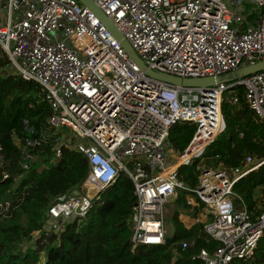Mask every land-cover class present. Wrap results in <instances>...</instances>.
I'll return each instance as SVG.
<instances>
[{
	"label": "built area",
	"instance_id": "2783aa9c",
	"mask_svg": "<svg viewBox=\"0 0 264 264\" xmlns=\"http://www.w3.org/2000/svg\"><path fill=\"white\" fill-rule=\"evenodd\" d=\"M93 1L153 71L183 79L218 77L264 61V0ZM0 13L7 15L0 25V58L14 74L40 87L51 107L47 125L59 135L54 157L60 158L67 145L89 164L82 189L50 207L39 234L46 239L63 233L72 221L84 222L125 174L137 198L128 219L134 248L164 246L167 206L180 190L189 189L179 169L203 157L225 131L224 93L243 87L246 104L264 126V71L208 90L179 89L141 71L79 0H0ZM238 100L235 96L233 103ZM183 123H194L197 130L181 152L170 135ZM21 134L15 143L28 170L50 138L29 118ZM262 165L264 158L249 155L232 173L227 168L202 172L193 191L207 218L199 224L221 244L213 252L200 250L197 258L205 264L255 258L264 238V211H250L234 185ZM4 166L0 145V169ZM181 244L186 250L195 241Z\"/></svg>",
	"mask_w": 264,
	"mask_h": 264
},
{
	"label": "trees",
	"instance_id": "16d2710c",
	"mask_svg": "<svg viewBox=\"0 0 264 264\" xmlns=\"http://www.w3.org/2000/svg\"><path fill=\"white\" fill-rule=\"evenodd\" d=\"M8 60L0 58V145L5 166L0 169V264H205L197 255L201 249L215 251L221 244L203 231L202 225L188 229L180 215L200 207L189 205L190 199L200 202L191 191L198 186L206 168L195 159L179 169L180 179L188 190H180L173 201L175 233L167 236L164 246L134 248L128 219L137 202L133 181L122 174L115 185L107 189L96 202L84 222L67 225L60 235L47 239L42 234L50 207L62 196L81 190L89 174L87 159L73 147H61L60 158L54 157L58 134L47 125L51 107L44 102L40 87L24 81L8 69ZM234 94L224 93L222 113L225 131L208 147L203 157L228 168L243 165L247 156L264 158V126L246 104L243 87ZM235 96L239 97L233 103ZM29 118L38 129L48 132L50 143L31 163L28 170L21 164L15 136L21 137L22 122ZM197 127L183 123L173 127L170 135L176 148L183 152L190 145ZM187 158V155L182 158ZM264 188V165L243 176L234 185L255 215L264 211V199L256 198V190ZM238 206L239 201L236 199ZM201 232V233H200ZM195 241L193 247L182 249V242ZM27 243L35 245L25 248ZM232 264H250L234 261ZM251 264H264V238Z\"/></svg>",
	"mask_w": 264,
	"mask_h": 264
},
{
	"label": "water",
	"instance_id": "95a60500",
	"mask_svg": "<svg viewBox=\"0 0 264 264\" xmlns=\"http://www.w3.org/2000/svg\"><path fill=\"white\" fill-rule=\"evenodd\" d=\"M85 7L92 10L102 21L103 24L109 29L113 36L121 42L122 47L129 55V57L139 66L141 71L151 78L168 83L179 89L185 88H202L208 90L221 84L236 83L245 79L255 73L264 71V61L243 66L236 71L218 77L206 78H189L183 79L173 75H168L161 72H156L149 69L146 64L139 58L137 53L131 47L130 43L124 38L123 34L119 31L115 23L98 7L93 0H79Z\"/></svg>",
	"mask_w": 264,
	"mask_h": 264
},
{
	"label": "rangeland",
	"instance_id": "374dc122",
	"mask_svg": "<svg viewBox=\"0 0 264 264\" xmlns=\"http://www.w3.org/2000/svg\"><path fill=\"white\" fill-rule=\"evenodd\" d=\"M6 23H7V15L5 13H0V25L3 26ZM227 94L229 96H231V95L234 94V91L230 90ZM76 141H78V139H76ZM199 160H200V167L201 168H203V167H205L206 169H210L211 168L212 170H218V169L227 168L226 170H229L230 173H232L231 169H233V168H228V167H226L224 165H221V164L217 165V164H215L214 161L212 162V160H208L205 157H201V158H199ZM245 171H246V169L243 170L242 173H244ZM193 188L194 189H191V191L196 190L197 186H195ZM255 195H256L257 199H264V188H258L256 190ZM173 204H174V202L170 203L167 206V210H166L165 226H166V229H167V232H168V236H170V237H173V235L175 233V227H174V223H173V219H172L174 211H175V206ZM191 212H192V216L189 215V214H187V215L183 214V215L180 216V220L184 223V225L188 229H191L192 227H196L197 225H200L199 223H205V221L207 220L205 209L200 208L199 212L195 213V209L192 208ZM33 245H35V244L34 243H32V244L31 243H27L25 245V248H28V247L33 246ZM45 263H46V255H45V253H43L42 256H41V264H45ZM249 263L251 264L252 260H249Z\"/></svg>",
	"mask_w": 264,
	"mask_h": 264
},
{
	"label": "crops",
	"instance_id": "0c3cea01",
	"mask_svg": "<svg viewBox=\"0 0 264 264\" xmlns=\"http://www.w3.org/2000/svg\"><path fill=\"white\" fill-rule=\"evenodd\" d=\"M259 120V119H258ZM243 163H244V161H243ZM205 168V167H204ZM240 197V196H239ZM194 201L195 203H196V206H194V207H199L201 204H198L199 202L198 201H196L195 199H190V201ZM238 200V199H237ZM239 201V200H238ZM245 202V201H244ZM198 204V205H197ZM246 204V203H245ZM237 206V205H236ZM238 206H240V202H239V204H238ZM248 207V206H247ZM183 215V214H182ZM181 216V215H180Z\"/></svg>",
	"mask_w": 264,
	"mask_h": 264
},
{
	"label": "bare ground",
	"instance_id": "6f19581e",
	"mask_svg": "<svg viewBox=\"0 0 264 264\" xmlns=\"http://www.w3.org/2000/svg\"><path fill=\"white\" fill-rule=\"evenodd\" d=\"M181 161H183V159Z\"/></svg>",
	"mask_w": 264,
	"mask_h": 264
}]
</instances>
